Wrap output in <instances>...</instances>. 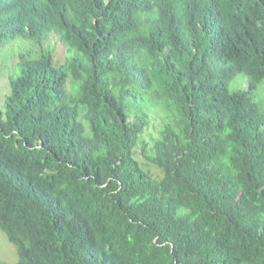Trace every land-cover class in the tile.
Listing matches in <instances>:
<instances>
[{
  "label": "trees",
  "instance_id": "1",
  "mask_svg": "<svg viewBox=\"0 0 264 264\" xmlns=\"http://www.w3.org/2000/svg\"><path fill=\"white\" fill-rule=\"evenodd\" d=\"M52 35L0 112L18 264H264V0H0V50Z\"/></svg>",
  "mask_w": 264,
  "mask_h": 264
},
{
  "label": "rangeland",
  "instance_id": "2",
  "mask_svg": "<svg viewBox=\"0 0 264 264\" xmlns=\"http://www.w3.org/2000/svg\"><path fill=\"white\" fill-rule=\"evenodd\" d=\"M42 50L49 51L52 53L54 64L57 66L67 63V60L71 57L72 53L65 42L60 38V36L52 35L51 38L46 41L42 46L36 45L27 38L21 37L13 42L5 44L0 50V112L6 113V100L11 95V83L10 78L13 75L19 73L18 62L21 55L30 54L32 56H37L42 53ZM245 89L247 87V80L240 76L231 85V90ZM261 86L259 92L257 93L258 102L264 98V92L262 94ZM145 98L148 100L145 106L141 103L136 105L141 108H132V112H138L142 108L147 111L150 116V126L148 130L143 135L142 140L147 144V152L151 151L154 142L160 138V133L164 127V120L166 113L162 107L158 104H154L149 101V95L143 93ZM260 100V101H259ZM143 146V145H141ZM142 147L137 150V158L144 165L146 170L153 171L156 175L160 172L157 168L146 163V159L143 156ZM0 261L7 264H18L20 262L17 247L14 243L10 241L7 234L0 228Z\"/></svg>",
  "mask_w": 264,
  "mask_h": 264
}]
</instances>
